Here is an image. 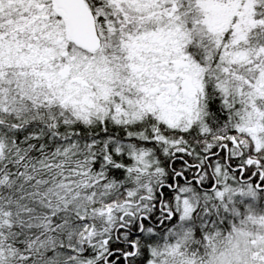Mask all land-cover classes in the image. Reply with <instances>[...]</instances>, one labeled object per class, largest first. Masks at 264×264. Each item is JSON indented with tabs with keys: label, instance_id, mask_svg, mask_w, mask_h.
<instances>
[{
	"label": "snow or ice",
	"instance_id": "1",
	"mask_svg": "<svg viewBox=\"0 0 264 264\" xmlns=\"http://www.w3.org/2000/svg\"><path fill=\"white\" fill-rule=\"evenodd\" d=\"M0 264H264V0H0Z\"/></svg>",
	"mask_w": 264,
	"mask_h": 264
}]
</instances>
